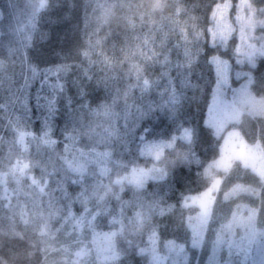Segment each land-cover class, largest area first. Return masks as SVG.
I'll return each instance as SVG.
<instances>
[{
	"label": "trees",
	"instance_id": "1",
	"mask_svg": "<svg viewBox=\"0 0 264 264\" xmlns=\"http://www.w3.org/2000/svg\"><path fill=\"white\" fill-rule=\"evenodd\" d=\"M225 1L45 0L41 10V0H0V59L7 61L6 69L0 70V179H7L6 187L0 183V264H44L70 200L74 215L84 213L85 205L75 199L82 190L92 197L86 204L89 217L97 210L99 202L92 195L96 177L91 174L96 166H89L83 187L65 179L62 170V129L73 120L82 132L89 125L111 123L121 134L122 140L114 141L112 148L122 164H109V175L103 177L111 191L105 195L106 189L98 190L109 213L97 219L95 228L117 232L123 262L146 264L138 258L137 246L144 247L154 229L162 241L182 243L188 238L189 210L183 201L210 188L204 171L220 154L219 141L206 125L216 84L211 58L220 54L236 65L234 55L242 44L238 31L240 36L234 35L227 51L211 46L210 17ZM231 1L237 14L245 0ZM248 1L255 8L250 21L257 22L254 14L264 12V0ZM248 31L254 47L264 48V24H253ZM25 34L31 41L22 48L19 41ZM7 41L17 49L11 57L3 46ZM32 67L41 73L60 69L64 89L54 119L53 138L59 141L55 150L38 140L26 138L22 143L19 138L25 124L30 125L27 130L41 132L40 117L47 115L42 106L51 95L47 86L41 87L42 76L32 79ZM251 69L252 90L264 98V57L255 58ZM154 141L173 144L157 161L139 151ZM90 142L81 137V146ZM133 166L155 167L163 178L139 191L123 185L121 192L114 181ZM58 181H64V190ZM245 182L257 189V226L264 228V180L249 176ZM156 201L158 207H148ZM137 212L146 217L142 223ZM113 215L122 218V231L120 225L109 223Z\"/></svg>",
	"mask_w": 264,
	"mask_h": 264
},
{
	"label": "rangeland",
	"instance_id": "2",
	"mask_svg": "<svg viewBox=\"0 0 264 264\" xmlns=\"http://www.w3.org/2000/svg\"><path fill=\"white\" fill-rule=\"evenodd\" d=\"M254 12L255 8L245 0L236 14L233 2L226 0L214 7L210 17L212 47L220 52L227 51L238 31L242 34L240 36L238 32L242 44L234 55L236 65L220 54L211 58L216 84L208 108L206 125L212 129L219 141L220 154L204 171L211 182L210 188L198 195L187 196L201 199L211 213L202 247L191 246L189 230L188 238L182 242L187 246L190 264H208L213 254V243L218 240L222 243L216 244V264H245L243 248L249 250L248 264H264V241L257 238L249 245L246 238L250 231H264V228L257 226V189L251 183L249 185L245 182L249 176L264 180V98L257 97L252 90L254 74L251 69V66H255V58L264 57L260 54V50L264 48L254 47L253 35L248 31L253 24H264V12L255 13L257 22H252L249 14ZM250 52L255 53L252 62H249L247 55ZM148 143L160 146V158L165 150L173 145L161 141L146 144ZM143 156L156 160L154 156ZM143 169L151 170L144 186L161 179L159 169ZM0 183L6 187V177L1 178ZM123 185L135 186L127 181ZM189 203L191 204V201ZM184 208L189 210L186 223L189 217H196L200 213L199 204ZM249 217L252 218L251 227L245 223ZM109 232L112 231L96 228L93 230L87 220L77 224L68 213L53 233V245L45 251L44 264H128L123 262L124 258L117 249L116 236L111 241H104L94 234ZM58 235L62 237L59 239ZM166 242L158 236L156 255H168ZM240 245H243V248L239 247ZM144 247H151L149 239ZM113 254L117 256L115 260L111 258ZM137 256L146 261V264H153L151 255L142 256L138 253Z\"/></svg>",
	"mask_w": 264,
	"mask_h": 264
},
{
	"label": "snow or ice",
	"instance_id": "3",
	"mask_svg": "<svg viewBox=\"0 0 264 264\" xmlns=\"http://www.w3.org/2000/svg\"><path fill=\"white\" fill-rule=\"evenodd\" d=\"M46 7L45 0H41L39 4V9H44ZM3 33H0L2 36ZM31 41V35L25 34V36L20 39V44L22 48H27ZM3 46L8 52L9 57L17 51L11 41L3 42ZM260 54L264 55V50H260ZM249 62H252L254 52H250L247 54ZM7 67V61L5 59H0V70H4ZM32 79L35 80L38 77H43L41 80V87L47 86L50 90L51 95L45 97V105L42 107L45 108L47 115L40 117L41 119V132L39 134L27 130L30 128V125L25 124V129L19 132L20 141L23 143L26 138H31L32 140H38L43 145L47 146L50 149L55 150V146L59 143V141L53 138L54 134V119L56 113L58 112V102L60 94L64 89V84L61 83V73L60 69L56 68L55 70L49 68L45 69L43 73L37 67L31 68ZM55 76V82L51 81L50 77ZM28 81H25V85L27 86ZM83 95V93H82ZM39 99V97H38ZM3 107H7L4 105ZM98 114V113H97ZM19 121H22V117H17ZM62 135L64 138V153L66 155L60 156V159L63 161L62 170L65 173V179H71L74 184H81L83 187L84 180L86 175L89 174V166L95 165L96 170L91 174L96 177V184L93 188V194L99 204L97 210L91 213V217L89 218L90 209L86 207L87 201L92 197L88 194L87 189L82 190L77 194L76 200L85 205L84 213L80 216H76L71 211V203L69 202V216L73 221L77 224L83 223L87 220L89 227L93 230L95 229V222L101 215H108L109 210L104 207V195L99 194V189H106L105 195L111 191L110 186L103 185V177L109 175V164L121 165L122 161L120 159L114 158V149L112 148V143L114 141H121L122 137L119 132V129L115 127L114 124H98L95 127L92 125L88 126V131L82 132L80 129L76 127V122L73 120L71 126L67 123L62 129ZM184 135L186 138L190 139V132L188 129L184 130ZM87 136L89 141H91L87 145L81 146V137ZM141 141H144L145 137L142 135L140 137ZM125 143V150L128 151L127 143ZM101 146H103V150H101ZM170 146V145H169ZM160 148L159 145L154 143L144 144V146L139 149L141 155H149L154 156L156 160L160 159ZM59 155V154H57ZM28 165H24V169H27ZM151 170H145L143 168H138L133 166L128 175L117 178L114 183L116 185H120V191H123V183L127 181L130 184H134L135 188L139 191L144 188V181L149 178ZM23 172V170H22ZM71 174V175H69ZM163 178V177H161ZM35 183V181H33ZM64 181H58V186L63 188ZM116 196V199H120L119 193H113ZM65 195H68L65 190ZM191 201V204L189 203ZM199 204L200 213L196 217H189L186 223L187 229L191 233V246L193 248H200L203 244V238L207 231V225L211 219L210 209L205 205V203L197 198V197H186L183 201L184 207H190L191 205ZM140 207H144L142 201L139 203ZM148 207L154 209L158 207V201L153 202L152 205ZM163 209L160 210L161 215H163ZM123 212V208H121V213ZM137 218L140 219L141 223L146 218L143 213L137 212ZM251 217L245 222L247 226L251 227ZM109 223L111 225H120L121 231L123 230V221L122 218H118L113 215L109 217ZM95 236L99 239H103L104 241H111L113 237L117 235L116 231H112L109 233H94ZM246 238L248 240V244L251 245L255 239L259 238L261 241H264V231L256 233L255 231H250V233L246 234ZM149 243L151 247H138V253L140 255H151L153 264H190V255L187 251V246L185 243H177L175 239L168 240L166 242V246L168 248L167 256H158L156 255V244L158 242V232L154 229L152 233L149 235ZM222 243V241L218 240L213 243V254L210 256L208 264H216V244ZM231 247V245H230ZM239 247L243 248V245ZM245 252V264H248V255L249 250L247 248H243ZM113 260L117 258L116 254H113L111 257Z\"/></svg>",
	"mask_w": 264,
	"mask_h": 264
}]
</instances>
